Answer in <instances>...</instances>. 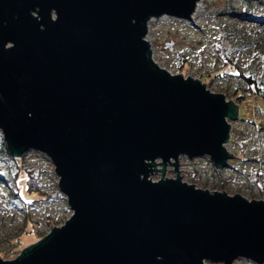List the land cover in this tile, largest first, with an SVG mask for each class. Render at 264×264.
I'll use <instances>...</instances> for the list:
<instances>
[{
	"label": "water",
	"instance_id": "water-1",
	"mask_svg": "<svg viewBox=\"0 0 264 264\" xmlns=\"http://www.w3.org/2000/svg\"><path fill=\"white\" fill-rule=\"evenodd\" d=\"M199 1L0 0V130L14 158H50L73 211L0 264H264V199L180 175L182 156L230 166L241 110L153 59L150 21Z\"/></svg>",
	"mask_w": 264,
	"mask_h": 264
},
{
	"label": "rangeland",
	"instance_id": "rangeland-1",
	"mask_svg": "<svg viewBox=\"0 0 264 264\" xmlns=\"http://www.w3.org/2000/svg\"><path fill=\"white\" fill-rule=\"evenodd\" d=\"M200 6L201 11L190 21L170 16L153 20L147 38L162 66L173 74L201 79L211 91L239 104L240 119L230 121L232 137L227 148L235 157L229 161V167L218 172L209 157L190 160L182 156L180 175L184 182L203 190L261 200L264 199V100L249 92L247 82L233 74L251 75L259 83L264 82V25L257 21L264 19V0L253 1L251 6L243 0H204ZM220 47L229 50L230 64L225 65L218 55ZM239 95L244 99L239 100ZM2 139L0 130V149ZM38 152L31 150L17 160L25 168L43 170V190L55 193L60 190L55 167L46 154ZM0 168L9 169L1 153ZM156 168L162 169V165ZM176 177L175 167L168 164L164 178ZM150 178L159 181L163 174L157 171ZM11 196L0 171V256L6 260L17 258L51 231L50 224L61 226L73 213L64 197L27 207L19 199L12 203ZM234 264L257 263L239 258Z\"/></svg>",
	"mask_w": 264,
	"mask_h": 264
},
{
	"label": "trees",
	"instance_id": "trees-1",
	"mask_svg": "<svg viewBox=\"0 0 264 264\" xmlns=\"http://www.w3.org/2000/svg\"><path fill=\"white\" fill-rule=\"evenodd\" d=\"M244 2L248 3L250 6L253 1H262V0H243ZM230 9L234 10V7H231ZM228 11V10H226ZM257 21L261 22L264 25V19L258 18ZM218 55L221 57L222 60H224L225 65L230 64L231 58L229 55V50H227L225 47H220L217 49ZM234 76L239 77L240 79H243L248 84V91L252 92L253 95H256L260 97V99L264 100V82H258L255 80L251 75L247 74H233ZM244 96L239 95L238 99L243 100ZM0 153L3 157V161L7 164L8 170H5L4 168H0V171L4 174V179L7 185L11 189L12 194V203H15L16 199H19L23 201L24 204H26L27 207H33L36 202L38 201H52L57 198H66L65 195L60 191L57 190L55 193H48L45 192L46 190H43V182L41 180V174L43 170H32L29 168H25L21 165V162L17 160V158H14L11 153L9 152L5 141L2 139L1 141V149ZM27 154V153H26ZM14 164V165H12ZM215 169L218 170V168L215 167ZM23 190L25 192V195L23 194ZM26 196V197H25ZM50 227H54L52 224H50Z\"/></svg>",
	"mask_w": 264,
	"mask_h": 264
},
{
	"label": "built area",
	"instance_id": "built-area-1",
	"mask_svg": "<svg viewBox=\"0 0 264 264\" xmlns=\"http://www.w3.org/2000/svg\"><path fill=\"white\" fill-rule=\"evenodd\" d=\"M201 1H203V0H200V1L198 2L197 7H198V5L200 4ZM194 15H195V14H194ZM194 15H193V17H194ZM165 17H169V16L165 15V16H163V17H161V18H165ZM161 18H159V19H161ZM156 19H157V18H153V19L150 21V23H149V29H150V24H151V22H152L153 20H156ZM148 35H149V33H148ZM148 35H147V36H148ZM147 39H148V38H147ZM148 40H149V39H148ZM152 56H153V59H154L155 62H157L161 67H164V66H162L161 63L155 58L154 53H153ZM164 68H165V67H164ZM166 69H167V68H166ZM38 153H42V152H38ZM42 154H43V153H42ZM50 161H51V160H50ZM50 161H49V162H50ZM50 163H52V161H51ZM52 164H53V163H52ZM66 199H67V198H66Z\"/></svg>",
	"mask_w": 264,
	"mask_h": 264
},
{
	"label": "bare ground",
	"instance_id": "bare-ground-1",
	"mask_svg": "<svg viewBox=\"0 0 264 264\" xmlns=\"http://www.w3.org/2000/svg\"><path fill=\"white\" fill-rule=\"evenodd\" d=\"M203 1H204V0H203ZM199 6H200V4L198 5V7H197V9H196L195 15H196L197 11H199ZM200 7H201V6H200ZM200 9H201V8H200ZM200 11H201V10H200ZM200 11H199V12H200ZM195 15H194V16H195Z\"/></svg>",
	"mask_w": 264,
	"mask_h": 264
}]
</instances>
